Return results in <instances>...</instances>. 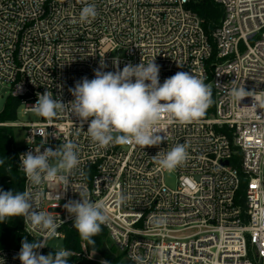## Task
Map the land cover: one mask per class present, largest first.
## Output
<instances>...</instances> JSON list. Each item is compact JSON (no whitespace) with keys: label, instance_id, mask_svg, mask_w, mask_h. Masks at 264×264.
Listing matches in <instances>:
<instances>
[{"label":"built area","instance_id":"obj_1","mask_svg":"<svg viewBox=\"0 0 264 264\" xmlns=\"http://www.w3.org/2000/svg\"><path fill=\"white\" fill-rule=\"evenodd\" d=\"M191 1L0 0V80L11 85L25 114L47 90L66 104L73 101L70 89L85 76L93 79L101 60L106 67L100 70L116 72L155 59L161 85L189 72L214 90L212 111L183 125L165 118L159 135L166 139L145 148L98 150L86 133L91 118L82 131L70 108L51 121L17 120L14 125L25 130L15 164L19 170L21 154L37 146L43 152L77 143L80 165L70 187L64 192L58 183L44 184L47 196L38 209L64 221L59 239L65 240L75 219L63 205L80 200L81 192L103 203L110 222L102 226L133 264L130 255L138 264H264V109L247 108L251 96L238 105L228 95L243 84L264 96V0H214L224 16L211 35ZM85 4H95L98 13L90 22L79 20ZM177 143L187 145L188 157L169 172L152 157ZM19 172L23 191H35ZM168 174L176 176L172 185ZM243 180L242 203L237 197ZM121 193L127 199L117 204ZM23 228L31 239L43 240L24 218ZM83 247L78 257H89ZM20 250L1 248L0 264H21Z\"/></svg>","mask_w":264,"mask_h":264},{"label":"clouds","instance_id":"obj_2","mask_svg":"<svg viewBox=\"0 0 264 264\" xmlns=\"http://www.w3.org/2000/svg\"><path fill=\"white\" fill-rule=\"evenodd\" d=\"M97 14L95 4H85L79 20L90 22ZM154 60L147 65L142 62L136 66L127 64L122 71L116 72L100 70L106 67L101 60L100 69L94 70L93 79L89 80L85 76L75 84L74 89H70L75 98L73 101L66 104L53 98L52 92L47 90L43 94H37V102L31 109L35 115L51 121L70 108L71 114L80 119L81 130L83 123L91 118L86 133L98 150L116 145L142 148L158 146L166 139V136L159 135L163 132L160 125L165 118L168 123L181 125L198 121L214 101L211 85L205 84L203 78L189 72H177L161 85L160 67ZM228 95L238 105L243 98L251 96L254 103L247 108L255 111L257 108L264 109V96L246 91L243 84L228 89ZM187 157V145L177 143L170 150H161L152 158L162 169L172 172ZM6 159L0 158V166L5 164ZM20 160L19 170L35 191L13 193L0 190V223L12 217H23L25 224L30 225L34 231L43 233L42 241H22L19 253L21 264H69V257L73 253L63 247L54 254H38V249L58 237V229L64 223L60 216L58 222L57 216L51 212L38 209L47 196L43 190L44 184L58 183L62 185L64 192L70 187L69 177L80 165L78 145L67 141L55 150L45 148L43 152L41 146H37L34 152L30 150L21 154ZM83 175L81 172V176ZM79 195L80 200H69L63 207L70 216H74L73 226L79 237L89 245H94L93 237L100 234L101 225L109 224L110 217L103 203L94 202L81 192ZM60 198L57 195V199ZM126 199L121 193L116 202L123 204ZM129 259L138 264L137 257L130 255ZM101 264L108 262L102 261Z\"/></svg>","mask_w":264,"mask_h":264},{"label":"trees","instance_id":"obj_3","mask_svg":"<svg viewBox=\"0 0 264 264\" xmlns=\"http://www.w3.org/2000/svg\"><path fill=\"white\" fill-rule=\"evenodd\" d=\"M189 7L195 11L202 19L203 25L208 35L220 26L224 16V10L220 4L214 0H192ZM213 59L211 60V62ZM212 99L214 101V90L212 89ZM20 99L12 95L8 96L4 108L0 113V121L15 120L17 119V112L20 107ZM214 109V102L208 108V111ZM10 129L1 128L0 134L9 135L11 134ZM7 158L5 164L0 166V190L23 192L22 176L16 167L17 149H9L6 153L1 154L0 158ZM11 169V171H9ZM245 181H242L240 189L238 191V201L243 203V197L245 193ZM100 234L93 237L95 240L94 245H89L87 241L82 240L76 229L73 227L66 228V237L64 240L65 249L72 251V256L69 257V264H94L90 261L78 257V253L84 250V245L89 252H102L104 243H107L106 237L108 234L107 229L101 225ZM27 239L28 242H33V239L28 237L23 228V217H12L6 222L0 223V249L1 248H20L22 241ZM55 252V251H54ZM51 252V254H54ZM110 258V257H109ZM111 259V258H110ZM122 256H118L115 261H120Z\"/></svg>","mask_w":264,"mask_h":264},{"label":"rangeland","instance_id":"obj_4","mask_svg":"<svg viewBox=\"0 0 264 264\" xmlns=\"http://www.w3.org/2000/svg\"><path fill=\"white\" fill-rule=\"evenodd\" d=\"M241 49H243V45H241ZM10 95H11V85L8 82H2L0 80V113L2 112L5 102L8 96ZM22 110L23 108L19 107L18 112H17V119L0 121V127L10 129L9 132L11 133L9 135L0 134V153L1 154L6 153L9 149L11 150L17 149V147L23 142L25 128L14 125V123L17 120L23 121V122H33V121L41 120V117L35 115L33 111L25 114L22 112ZM166 179H167V183L172 185L175 183L176 176L174 174H168ZM106 241L110 249L117 255V257L123 256L120 250L115 246L109 233L107 234ZM47 246L51 250H58L61 247L65 248L64 240L59 239V238L49 240L47 243ZM88 256L89 257L83 256L82 258L94 264H101L102 261H107L108 264H120V261L118 262L113 261L112 259L109 258V256L105 255L104 253L89 252Z\"/></svg>","mask_w":264,"mask_h":264},{"label":"water","instance_id":"obj_5","mask_svg":"<svg viewBox=\"0 0 264 264\" xmlns=\"http://www.w3.org/2000/svg\"><path fill=\"white\" fill-rule=\"evenodd\" d=\"M102 252L109 256L113 261H115L117 259V255L109 248V246L107 245V243H104L103 247H102ZM120 264H133L132 262H130L128 259L126 258H122L120 260Z\"/></svg>","mask_w":264,"mask_h":264}]
</instances>
